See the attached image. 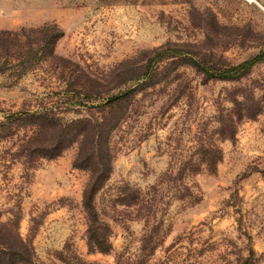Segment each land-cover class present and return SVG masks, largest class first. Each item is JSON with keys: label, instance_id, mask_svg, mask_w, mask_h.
Masks as SVG:
<instances>
[{"label": "rangeland", "instance_id": "obj_1", "mask_svg": "<svg viewBox=\"0 0 264 264\" xmlns=\"http://www.w3.org/2000/svg\"><path fill=\"white\" fill-rule=\"evenodd\" d=\"M52 23L63 29L54 52L65 60L48 56L21 76L0 72L1 219L19 214L21 234L43 260L62 262L60 251L94 264H239L251 245L255 264H264V60L239 79L204 81L194 66L164 59L154 85L118 103L111 172L94 197L110 227L108 252L87 249L89 171L72 165L78 143L24 159L19 137L33 120H4L56 104L57 94L46 93L71 81L107 88L104 96L135 86L128 76L164 43L229 63L264 52V0H0V29ZM76 100L59 109L65 119L109 112L94 106L98 99ZM234 100L257 101L261 111L237 118L227 138ZM213 144L221 157L209 171Z\"/></svg>", "mask_w": 264, "mask_h": 264}, {"label": "trees", "instance_id": "obj_2", "mask_svg": "<svg viewBox=\"0 0 264 264\" xmlns=\"http://www.w3.org/2000/svg\"><path fill=\"white\" fill-rule=\"evenodd\" d=\"M63 35V29L57 24H44L40 26H20L16 29H0V72L12 68L18 69V76L36 68L46 57L50 56L65 60L64 57L55 54L54 44ZM208 53L196 54V52L178 43H164L153 48L146 63L135 74H130L128 79L135 86H128L120 93L104 96L107 88H101L91 82L85 86L77 85L71 81L68 88L46 93L48 97L57 94L56 104H44L34 110L24 109L18 113H9L4 120L16 118L32 119L34 122L31 134L22 133L19 154L23 157L34 155L37 158H53L59 155L72 143H78L77 152L72 165L86 168L89 178L82 191V207L87 215L86 243L89 252H108L112 248L110 240V227L100 219L94 203V197L108 178L112 167V154L110 138L111 133L118 123L122 121L124 114L117 111L118 105L128 98L133 90L154 85L160 73V62L164 59H175L178 63H188L194 66L203 77V80L212 78L222 80H236L246 75L258 62L264 60V52L260 51L237 63L225 62L218 59H206ZM174 61V60H171ZM124 66L125 73L129 71L130 61L119 62ZM127 68V69H126ZM137 70V69H135ZM133 71V70H132ZM141 78V79H140ZM133 84V85H134ZM86 102L87 98L100 100L95 107L109 108L107 115L98 117H77L65 119L59 109L65 104H73L76 99ZM67 99V100H66ZM237 108L233 107L228 115V123L224 137L233 138L235 134L236 119L254 117L261 111L259 102L248 103L234 100ZM82 103V102H81ZM119 103V104H118ZM6 121L0 122V127H5ZM24 132V131H23ZM207 159L212 163L206 167L214 171L217 161L221 157V149L213 144L207 149ZM26 159V157L24 158ZM183 168L180 169V171ZM201 168H195L199 171ZM183 187L185 184L182 185ZM20 215H14L7 219H1L0 213V264H94L93 261L82 258L72 253L63 262L52 259L43 260L37 254L32 243V236H23L19 230ZM35 221L34 216L31 217ZM31 228V227H29ZM31 230V229H30ZM33 232V231H32ZM34 233V232H33ZM248 253L239 264H255L254 248L248 246Z\"/></svg>", "mask_w": 264, "mask_h": 264}, {"label": "built area", "instance_id": "obj_3", "mask_svg": "<svg viewBox=\"0 0 264 264\" xmlns=\"http://www.w3.org/2000/svg\"><path fill=\"white\" fill-rule=\"evenodd\" d=\"M249 1H251V0H249Z\"/></svg>", "mask_w": 264, "mask_h": 264}]
</instances>
